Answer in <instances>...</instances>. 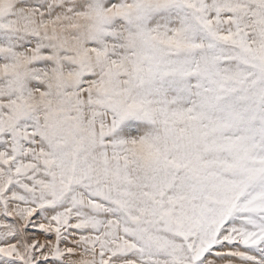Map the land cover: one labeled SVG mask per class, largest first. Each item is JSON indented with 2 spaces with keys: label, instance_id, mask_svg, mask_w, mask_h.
Masks as SVG:
<instances>
[{
  "label": "snow or ice",
  "instance_id": "snow-or-ice-1",
  "mask_svg": "<svg viewBox=\"0 0 264 264\" xmlns=\"http://www.w3.org/2000/svg\"><path fill=\"white\" fill-rule=\"evenodd\" d=\"M0 264H264V0H0Z\"/></svg>",
  "mask_w": 264,
  "mask_h": 264
}]
</instances>
